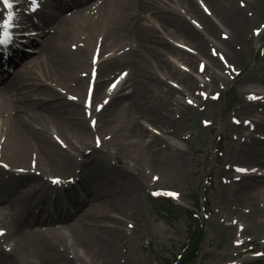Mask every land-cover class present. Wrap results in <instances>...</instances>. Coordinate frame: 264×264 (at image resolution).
Returning <instances> with one entry per match:
<instances>
[{"label":"bare ground","instance_id":"1","mask_svg":"<svg viewBox=\"0 0 264 264\" xmlns=\"http://www.w3.org/2000/svg\"><path fill=\"white\" fill-rule=\"evenodd\" d=\"M83 1L48 0L39 5L31 16L37 18L35 23L49 25L51 31L44 33L37 56L24 57L17 65L19 72L3 74L0 79L1 152L12 159L18 171L8 178L3 175L0 200L21 207L26 200L37 201L26 205L27 213L16 229L2 234L0 249L12 253L9 242L15 241L17 253H0V264H145L143 256L134 254L143 231L140 192L150 186L148 177L163 188L168 186L170 170L187 168L188 160L175 148L186 147L187 138L180 129L200 112L206 119L213 117V95L227 78L236 81L246 70V55L264 23V0ZM14 3L21 13L18 0ZM29 3L26 0L23 6ZM62 5L70 8L65 9L69 12L53 17L51 10ZM0 12L5 13L4 8L0 7ZM148 16L154 21L150 27L144 23ZM166 35L188 48L182 47L184 52H180ZM21 52L17 42L0 48V72L9 61H18ZM168 55L196 73L201 61L208 75L202 81L203 76L200 80L175 68L166 59ZM93 58L98 63L91 84ZM249 75L258 86L264 85V56ZM115 78V91L110 94L106 84ZM203 88L208 91L206 96L200 92ZM189 99L195 102L190 105ZM240 104L242 109L227 121L228 131L238 136L236 143L230 144L236 151L233 157L229 151L222 169L245 164L250 170L235 180L222 170L218 182L252 204L250 199L264 181V118L262 125L254 126L259 140L235 147L241 144L242 131L251 127L247 117L263 113L264 93L246 91ZM50 128L57 130L67 147L49 135ZM152 129L159 134L151 136ZM166 136H172L173 147L160 142ZM94 139H100L98 145L92 144ZM147 139L151 141L147 143ZM104 147L123 153L129 162L116 169L105 160L79 152L100 151L112 157ZM86 162L92 163L89 172L94 175L85 177L77 172L70 180L60 179L64 188L44 194L39 191L38 200L28 195L44 183L32 184L40 180L42 166L57 168L48 173L51 176L56 171L69 176L75 173L72 164ZM131 163L143 166L132 169ZM21 183L24 186L17 188ZM7 186L13 191H7ZM15 191L20 192L18 199ZM71 207L80 212L66 211ZM257 215L254 210L249 215L241 213L244 223L253 227L259 225ZM68 238L74 254L68 252ZM233 249L230 258L241 253L240 248Z\"/></svg>","mask_w":264,"mask_h":264},{"label":"rangeland","instance_id":"2","mask_svg":"<svg viewBox=\"0 0 264 264\" xmlns=\"http://www.w3.org/2000/svg\"><path fill=\"white\" fill-rule=\"evenodd\" d=\"M20 1L19 4L22 5V8H26L23 6V2L26 0ZM144 23L150 27L153 25L154 21L148 16V18L144 20ZM49 29L50 28H47V30ZM166 37L175 42V45L177 44L176 48L180 52H184L182 47L188 48L182 41L177 42L168 35H166ZM41 43L43 44L44 42ZM37 55L38 54L35 53L29 58ZM263 56L264 23L257 29L251 43L250 52L246 55V70L239 75L236 81L227 78L225 85L221 87L218 94L212 97L213 106L215 108L213 117L206 119L205 113L203 114L200 112L195 120L184 122V126L180 129V134L185 135L187 138L185 142L186 147L175 148L181 151L182 156L188 160L187 168L182 171H177L176 168L170 170L169 173L166 174L168 186L163 188L148 177L147 182L150 183V186L144 187L140 192L143 231L140 238L136 240L137 245L134 253L135 255L143 256L145 264H180V254L183 253V248L189 244L188 238L190 234L188 226L190 223L194 224V226L197 223L200 225L199 228L203 231L197 256L193 260V264H238L240 261H254V264H256L257 256L255 253L264 251V222L262 223V220H264V181L262 188L256 193L254 199H250L253 201L252 204L249 202L251 205L248 204L247 200L249 199H245V197H235L234 191L230 187L223 188L218 182L219 172L222 170H225V175L230 176L234 180L241 176V173L236 171L237 168L244 167V169L250 170L244 166L245 164L242 166L234 165L232 168L225 167L222 169L229 156H234L236 150H231L230 144L236 143L238 138L237 135L233 134L232 136L228 131L227 121L229 115H236V113L242 109L240 99L246 91L252 90L254 92L264 93V85L258 86L254 76L249 75L250 71L257 70L258 64ZM166 59L172 62L175 68L187 70L200 80L202 78L201 76H203L202 81L206 75H208L207 73L204 74V64L200 69L201 61H198L200 72L196 73L183 65L182 61L177 57L168 55ZM88 68H90V66H88ZM20 69V66L16 68L13 75L19 72ZM91 71H93L92 67L90 74ZM127 74L128 71L124 70V75ZM115 79H112L106 84L105 89L110 94L115 91L113 88ZM206 91L205 89L200 92L206 95L208 93V91ZM189 101H192V103L194 102L193 99L188 100V102ZM251 116L252 115H249L247 118L250 119ZM252 117L253 120L259 122H255L251 125H262L260 121L264 118V114L253 115ZM253 128L254 126H252L251 129L242 131L241 144L235 148H240L244 142L252 143L259 140V134L256 133ZM48 133L61 144V146L67 147L64 139L57 133L55 128H50ZM156 133L159 134V131L152 129L151 136H155ZM168 137L169 136L162 137L163 140L161 139L160 142L169 147H173L174 144L171 141L172 136H170L171 138ZM99 140L96 139L95 141L94 139L92 144H98ZM150 141V139H147V143ZM3 145V139H0V157L7 162L9 166L13 167L12 159L1 152ZM78 147H80V145H78ZM103 149L112 153V157L107 158L101 154L100 151L91 150V153H83L85 151L83 150L79 152H82V155L90 156V158L100 159L102 161L105 160L106 163H109V165L116 169H123L129 162L125 159L123 153H118L115 149H108L106 147ZM143 150L144 147L141 151ZM230 150L232 152L229 155ZM115 152L117 154L116 156L113 155ZM78 157L81 158L79 155ZM131 166L132 169L133 166H135V169H138V167L142 168L143 165L131 163ZM42 168L41 172L45 175L57 169L53 165L52 167L42 166ZM63 175L64 174H59L58 176L62 177ZM103 175L105 176V173ZM172 184L176 187L171 189L170 186ZM36 185H38V183H36ZM39 191L40 190L37 192ZM36 193H34V196L36 200H38L40 196H36ZM165 193H175L176 195L169 196ZM14 195H16V193ZM2 199L5 201H2ZM166 199L170 200L174 205L181 207L183 213H166L165 208L162 206L163 200ZM195 200L199 201L197 211L195 208ZM9 202L6 201L5 198H1L0 200V230H2V232L12 230L13 228L16 229L27 213V204H23L24 207H21ZM75 210H78V207H71L66 211ZM253 210L259 214L255 216V219L259 217V227L248 226V223H244L242 219L241 213L243 215H249ZM112 215L115 216L114 214ZM116 217L120 218L119 216ZM193 218L196 220V223L192 222L194 220ZM126 222L130 221L128 220ZM1 241L0 239V243ZM244 241L246 243L241 247L239 244ZM14 242L15 241L9 242V244L13 245L12 253H8L4 249H0V253L16 254L17 247L16 243L14 246ZM67 243L68 252L74 254L75 248L72 247V242L69 238L67 239ZM234 247L240 248L238 251L240 250L241 253L238 257L234 256L230 258V256L235 254L236 249H233ZM262 257L263 259L261 260H264V254ZM263 262L264 261H259L257 264H264Z\"/></svg>","mask_w":264,"mask_h":264},{"label":"snow or ice","instance_id":"3","mask_svg":"<svg viewBox=\"0 0 264 264\" xmlns=\"http://www.w3.org/2000/svg\"><path fill=\"white\" fill-rule=\"evenodd\" d=\"M3 6L8 9V12L6 14V18H4L2 21H0V29H2V32H0V45H7L9 41L11 40V32L9 29L13 28L15 26V20L17 19L16 13L13 11L14 8V0H2ZM31 3L33 5L36 4V0H31ZM213 55H215V52L213 51ZM223 59V57H221ZM71 99H76L75 97H72ZM104 103H107V100L104 101ZM189 103H192V101H189ZM87 107V105H86ZM100 106H97V110H99ZM4 167H7V165H4ZM236 171L238 172H247V169L244 168H237ZM53 184H60L61 180L56 177L52 178ZM159 194V193H157ZM169 196H175V193H165ZM2 230H0V235H2Z\"/></svg>","mask_w":264,"mask_h":264},{"label":"trees","instance_id":"4","mask_svg":"<svg viewBox=\"0 0 264 264\" xmlns=\"http://www.w3.org/2000/svg\"><path fill=\"white\" fill-rule=\"evenodd\" d=\"M162 206L165 208L166 213L182 212L179 208L173 207L168 201H163ZM190 231L192 232V228H189V232ZM201 237L202 231L200 229H196L190 234V244L186 250V254L184 257L185 264H191V261L196 258L198 247L201 242Z\"/></svg>","mask_w":264,"mask_h":264}]
</instances>
